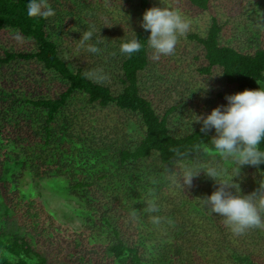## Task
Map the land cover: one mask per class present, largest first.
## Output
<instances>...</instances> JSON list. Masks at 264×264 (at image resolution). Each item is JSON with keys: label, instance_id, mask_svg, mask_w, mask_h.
<instances>
[{"label": "trees", "instance_id": "obj_1", "mask_svg": "<svg viewBox=\"0 0 264 264\" xmlns=\"http://www.w3.org/2000/svg\"><path fill=\"white\" fill-rule=\"evenodd\" d=\"M91 1L94 5L48 0L55 15L36 19L27 16L28 0H0V38L16 33L33 47L23 52L0 42V264H264L259 228L235 235L217 222L198 230L204 237L200 242L191 238L199 222L183 212L200 210L193 193L179 201L175 185L203 150L213 154L215 131L201 133L202 124L194 120L220 105L153 61L156 55L146 40L150 33L141 27L152 0H137L139 26L115 42L108 39L107 18L98 6L123 0ZM214 1L188 3L204 12ZM251 1L264 12V0ZM226 28L212 18L203 36L192 37L202 49L198 72L210 76L218 71L230 89L217 94L222 105L227 95L264 88L259 28L243 25L225 41ZM88 30L102 32L105 41L94 34L74 54L66 42L81 43ZM136 36L142 50L131 57L122 54V43ZM89 46L99 51L89 52ZM87 107L122 113L126 123L119 121L110 137L101 119L92 123L85 115ZM252 167L255 179L245 195L264 185V163ZM27 174L33 182L25 191L21 183ZM35 179L64 181V190L86 213L80 216V230L55 220L31 190L39 185ZM213 190L209 187L206 196ZM150 202L157 212L147 211ZM154 217L160 222L154 223Z\"/></svg>", "mask_w": 264, "mask_h": 264}, {"label": "rangeland", "instance_id": "obj_2", "mask_svg": "<svg viewBox=\"0 0 264 264\" xmlns=\"http://www.w3.org/2000/svg\"><path fill=\"white\" fill-rule=\"evenodd\" d=\"M251 2V0H216L210 6L208 11L202 12L191 7L188 0H152L153 7H166L178 11L185 17L186 20L190 22L191 25L189 31L185 35L179 37L175 52L172 55L160 56L159 58L155 56L153 61L155 63L161 62L164 67L170 68L174 79L179 78V81H182L183 83L186 82L190 89L199 90L202 95H209L210 99L214 100V103L222 105L221 103L223 100L217 98V94H227L230 89L223 83L218 71H214L210 76L205 74L201 75L198 72L197 69L199 66L204 64L202 49L198 46V44H196L192 37L203 36L208 29L212 18L221 19L227 25V28L223 33L225 41L231 40L234 36L238 35V28L243 25L256 26L259 28L260 33L264 36V12L258 10V8ZM87 3H92L94 5V2L91 0H86V4ZM98 7L104 17L107 18L106 27L109 30L107 31V35H109L108 39L112 42H115L118 39V35H132L134 30L140 24L137 0L104 2L99 4ZM92 31L99 37L100 34H103L97 30ZM101 39L105 41L104 38ZM0 42H4L5 46L11 50L28 52L33 49L30 41L21 38L16 33H5L3 37L0 38ZM89 43L90 41L87 42V44ZM66 44L73 50L74 54L80 53L78 49L84 48L80 42H73L72 44L66 42ZM66 49L70 50L69 48ZM92 62L93 61H90V64ZM110 62L111 61L107 64ZM100 67H103V65L100 64ZM113 69H115V67H113ZM20 72L24 71L20 70ZM108 79H110V77ZM55 87L57 86L53 85L52 89ZM206 87L207 90H205ZM150 92L154 101L157 102L158 98L157 95H155L156 89L151 88ZM76 105L79 106L80 103H77ZM87 110L88 112L85 111V115L91 119L92 123L98 119L102 120L103 125L107 127L105 133H107L110 137L115 133L114 128H119L117 124L119 121L121 123H126L127 116L114 110H99L88 107ZM128 125L131 129H134L133 123L128 122ZM105 133L101 134L105 136ZM192 164L196 166L218 165L225 170V175L222 179H231L232 176L235 175L234 169L236 168V165L233 162L221 160L219 157L212 153L210 154L206 150H203L201 154L193 160ZM178 172L181 174L180 170H178ZM204 178H206L205 183H203ZM194 179L199 183L190 185L191 187H194L193 191H190L188 188L186 189L185 186L188 185L184 184L182 180L180 181V178L175 186L178 188L176 196H178V198H182L179 199V201L183 200L184 196L187 201V199L191 197L192 193L195 196V198L193 197L194 202L197 204V209L200 211L196 212L192 209H188L183 212V216L188 217L190 220L193 217L197 218L199 225L196 226L195 229L197 231L194 234V237L191 238L195 240L198 239L200 242L204 239V237L198 232V230L203 232L202 230H204L205 227L215 225L217 222H219V224L225 222L224 218L221 216L215 213L211 214L202 201L216 191L220 185L215 180L208 177L203 169L200 170L198 177ZM254 179L255 173L253 167L245 165L242 166L239 175L233 177V183L238 184L240 193L245 195L251 192L250 186ZM48 180L35 179L34 181L39 185L38 187L32 186L31 190L34 194L39 196L42 204L54 216L55 220L59 224H62L65 228L71 230H80L82 228L80 216L85 217L86 213L83 210L81 211V209H78L76 201L69 195L68 192L64 190V181L62 179ZM30 182H33L32 176L28 174L25 175L21 183L22 189L28 191V183ZM207 183H209L210 186H208ZM181 184H183L182 187ZM209 187L211 190H214L206 196L205 193ZM226 190L235 192V189L232 188H227ZM186 207L187 206L185 204L184 208ZM262 215H264V213H262ZM169 230L171 235L174 236V231L172 229ZM259 230L261 232V237L258 238H261L262 241L264 239V226L260 227ZM214 238H216V235H211V240ZM43 245L47 244L43 243ZM57 258L58 257L56 256V260Z\"/></svg>", "mask_w": 264, "mask_h": 264}, {"label": "clouds", "instance_id": "obj_3", "mask_svg": "<svg viewBox=\"0 0 264 264\" xmlns=\"http://www.w3.org/2000/svg\"><path fill=\"white\" fill-rule=\"evenodd\" d=\"M27 16L36 19H47L55 15V10L48 0H28ZM141 27L149 32L146 39L157 58L169 56L175 52L179 37L185 35L191 25L178 11L166 7H152L143 13ZM94 39V32L88 30L80 38L81 44ZM144 45L140 39L133 38L120 47L122 54L131 57L139 53ZM88 51L97 53L99 49L89 46ZM207 90V87L205 88ZM226 105L214 108L206 116L196 115L194 120L201 123V133L207 134L214 130L211 141L213 154L221 160L231 161L236 165L235 175L231 179H222L225 170L214 166H186L180 177L184 184L191 185L203 169L206 175L215 180L220 187L202 201L210 213L224 218L225 225L235 235H242L246 230L264 226V185L248 195H242L238 184L233 183V177L239 175L242 166H259L264 163V88L257 90L245 89L242 92L227 95ZM207 146V143H206ZM235 189V194L227 191ZM148 212L155 213L158 207L150 202ZM159 223L158 217L153 218Z\"/></svg>", "mask_w": 264, "mask_h": 264}]
</instances>
